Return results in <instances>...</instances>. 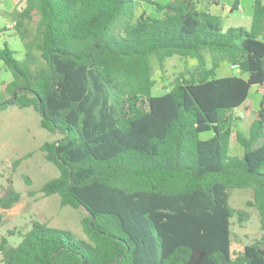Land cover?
<instances>
[{"label":"trees","instance_id":"16d2710c","mask_svg":"<svg viewBox=\"0 0 264 264\" xmlns=\"http://www.w3.org/2000/svg\"><path fill=\"white\" fill-rule=\"evenodd\" d=\"M201 3L25 1L14 24L22 57L0 48L12 76L0 112L31 108L59 135L39 146L57 174L38 191L82 210L85 238L32 220L0 237L2 264H264V98L247 135L234 132L235 110L264 86V0H253L249 29L225 31ZM173 56L196 65L153 95V64ZM223 62L238 74L216 78ZM233 190L251 191L260 230L238 252L231 219L248 215L230 206ZM20 197L1 186L0 209Z\"/></svg>","mask_w":264,"mask_h":264},{"label":"rangeland","instance_id":"374dc122","mask_svg":"<svg viewBox=\"0 0 264 264\" xmlns=\"http://www.w3.org/2000/svg\"><path fill=\"white\" fill-rule=\"evenodd\" d=\"M26 0H0V48L5 42L8 47L22 57L23 44L16 35L14 29L15 20L25 6ZM163 3L166 0H159ZM202 0L198 6L209 8L210 13L221 18L222 31L228 28H250L253 0H238L237 8L233 9V0ZM36 20L26 24V29L33 31ZM9 25L10 28L5 29ZM196 62L173 56L165 60L163 69L154 63L153 77L156 85L153 95H159L169 88L175 77L181 73L192 71ZM238 70L223 62L215 71V77H228L237 75ZM245 77V76H244ZM9 71L2 67L0 62V91L5 83L11 80ZM264 98V86L253 85L250 87L248 97L244 104L235 110L240 121L235 126L234 132L247 135L249 127L260 110V103ZM39 115L31 108L20 110L11 106L0 112V187H12L19 192L21 197L10 209H0V237L8 231H26L32 220H38L55 228L71 231L78 238H85L80 219L84 213L82 210H74L69 207H61L56 196L43 197L38 189L47 180L56 176L55 169L43 160L39 146L45 141L59 138L42 130L39 126ZM201 138L210 137L209 133L200 135ZM230 154L242 155L233 135L230 142ZM251 200L250 190H233L230 192V206L237 211H244L248 219L240 221L238 217L231 219V251L238 252L247 244L260 237L258 216L252 207L246 205ZM9 245L20 241L18 236L8 237ZM0 264L1 255H0Z\"/></svg>","mask_w":264,"mask_h":264},{"label":"built area","instance_id":"2783aa9c","mask_svg":"<svg viewBox=\"0 0 264 264\" xmlns=\"http://www.w3.org/2000/svg\"><path fill=\"white\" fill-rule=\"evenodd\" d=\"M6 28H10V26H9V25H7V26H6ZM232 68H235V66H232Z\"/></svg>","mask_w":264,"mask_h":264}]
</instances>
